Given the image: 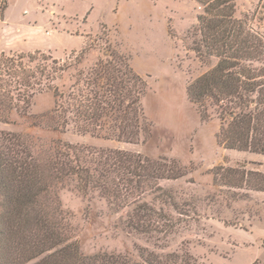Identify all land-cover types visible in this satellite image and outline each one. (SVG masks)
I'll return each mask as SVG.
<instances>
[{
  "label": "rangeland",
  "instance_id": "rangeland-1",
  "mask_svg": "<svg viewBox=\"0 0 264 264\" xmlns=\"http://www.w3.org/2000/svg\"><path fill=\"white\" fill-rule=\"evenodd\" d=\"M27 3L34 10L29 18L18 6L12 5L6 14L0 10V54L41 51L74 64L77 54H71L89 44L81 64L53 81V85L67 89L79 68L88 69L99 58H111L113 51L121 53L134 70L147 72L142 76L152 82L157 94L167 95V112L159 113L164 119L153 114L152 121L143 105L152 128L153 123L161 128L169 119L176 126L170 137L160 136L165 145L155 142L146 149L151 138L146 132L137 142H125L79 133L73 123L60 131L41 117L55 106L53 89L35 91L30 108L21 103L9 122L0 121V130L29 134L34 148L63 139L92 150L118 148L141 152L152 160L167 157L169 166H173L170 160H175L184 168L185 175L179 178L147 181L139 196L119 205H112L97 190L85 193L70 181L60 196L81 251L133 257L145 253L165 264H264L262 193L220 187L214 180L220 165L264 172L263 154L221 146L217 140L221 121L213 115L209 121L200 122L199 109L187 94L188 85L218 61L216 57H201L196 51L202 5L197 0H45L40 4L48 8L41 13L36 9L38 0ZM235 4V16L264 37V0H235ZM48 18L55 27L46 23ZM35 21L43 25V31H30ZM14 47L39 49L23 52ZM23 61L32 70L40 64L28 57ZM105 140H112V146L104 144ZM170 144L172 155L166 148ZM139 205L149 208L142 217L144 231L129 225Z\"/></svg>",
  "mask_w": 264,
  "mask_h": 264
},
{
  "label": "trees",
  "instance_id": "trees-1",
  "mask_svg": "<svg viewBox=\"0 0 264 264\" xmlns=\"http://www.w3.org/2000/svg\"><path fill=\"white\" fill-rule=\"evenodd\" d=\"M197 1L204 10L198 15L196 51L218 61L188 85V97L202 121L214 116L221 121V146L264 154V37L235 16V0ZM7 5L8 0H0L3 13ZM87 48L89 44L71 54H77L74 64L41 51L2 52L0 121L9 122L21 103L30 108L35 91L53 89L55 106L41 117L54 129L65 131L73 123L79 133L107 139L137 142L143 132L150 137L152 124L143 109L149 82L121 53L113 51L111 58L79 68L67 89L53 85L81 64ZM26 57L40 61L37 70L26 67ZM34 146L29 134L0 130V264H26L37 258L31 264H165L145 253H83L60 191L74 181L83 192L97 190L119 205L139 196L147 181L185 175L177 161L170 160L169 166L167 157L152 160L118 148L92 150L63 139L41 149ZM214 174L220 187L264 191L263 171L220 165ZM148 209L136 207L129 225L146 230L142 217Z\"/></svg>",
  "mask_w": 264,
  "mask_h": 264
},
{
  "label": "crops",
  "instance_id": "crops-1",
  "mask_svg": "<svg viewBox=\"0 0 264 264\" xmlns=\"http://www.w3.org/2000/svg\"><path fill=\"white\" fill-rule=\"evenodd\" d=\"M29 0H8V6L5 10V14L9 11L10 7L12 5L14 6H18L19 9H22L23 13H24V17H30V14L34 11L33 8L27 3ZM45 0H38V4H36V9L38 11H41V13H43V11L45 9H47L48 7L46 6L45 3H41L40 2H43ZM53 10V9H51ZM48 16V15H47ZM47 24H51L53 27L54 26V23L52 21V19L48 18ZM33 28L30 29V31L32 32H38L39 29L41 30L43 28V25L38 23V21H35L34 22V25L32 26ZM43 31V29H42ZM47 34L50 32L49 30H46L45 31ZM86 45V44H85ZM84 45V46H85ZM15 49H17L18 51H33V50H36V49H39V48H32V49H29V50H23V49H18L17 47H14ZM83 48V47H82ZM10 49H13V48H9L8 50ZM42 50V49H40ZM7 51V50H5ZM2 52V51H1ZM132 61V60H131ZM133 66V65H132ZM136 70V69H135ZM137 71V70H136ZM138 72V71H137ZM140 74V71L138 72ZM143 74H147V72H142L141 75ZM167 95H159L157 94V89L155 88L154 85H152V82L149 80V90L148 92L146 93V95L144 96L143 98V105H144V108H145V111L147 113V115L149 116V118L152 120V115H159L161 116L159 113H163V112H167ZM149 99V100H148ZM147 100H148V103H147ZM197 115L199 117V120L200 122H203L199 116V113L197 112ZM162 117V116H161ZM163 118V117H162ZM164 119V118H163ZM153 121V120H152ZM169 123V124H168ZM168 123L165 121V125L161 126V128H156L154 123H153V128H152V134H151V138L150 140L145 144V149L147 148V146H149L151 143H155L157 142L156 144L159 143V145H165V142H163L161 140V135H165V136H168L170 137L171 136V132H174V128H176L175 124L171 122V120L169 119ZM97 144V143H96ZM104 144H108V145H111L112 146V140H105L104 141ZM123 145V143H122ZM122 147H125L124 145ZM127 148H130V147H127ZM162 148V147H161ZM169 152L171 153L170 155H172L173 153V149H172V145L170 144L168 147ZM165 150L167 151V149H163L162 151L165 152ZM193 150V148H192ZM192 152V151H191ZM190 156V155H189ZM263 158H261L260 160L264 162V154L262 156ZM259 193H262V197L264 199V191H259Z\"/></svg>",
  "mask_w": 264,
  "mask_h": 264
}]
</instances>
